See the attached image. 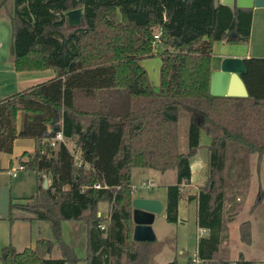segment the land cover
<instances>
[{"label": "trees", "instance_id": "16d2710c", "mask_svg": "<svg viewBox=\"0 0 264 264\" xmlns=\"http://www.w3.org/2000/svg\"><path fill=\"white\" fill-rule=\"evenodd\" d=\"M12 2V11L3 0L0 9L10 22L15 72L52 70L55 76L0 101V152L11 154L17 139L32 140L34 152L24 153L19 164L38 182L35 194L10 200L5 218L12 221L13 210L28 213L47 224L52 240L39 239L21 252L4 247L2 264H150L170 239L133 241L131 171H176L165 209L166 221L176 223L181 186L192 178L189 161L202 148L201 131L211 137L212 161L207 183L189 200L198 201V225L209 236L199 240L197 260L186 252L180 256L185 264H232L220 253L225 189L243 168L231 172L246 167L251 155L257 154L259 163L264 159V58L244 60L247 98L216 97L210 93L212 55L216 42L249 43L253 9L234 10L217 0ZM75 9H82V23L68 27L64 14ZM155 47L162 49L157 89L140 65L154 56ZM185 118L189 149L181 153L179 121ZM57 133L74 148L51 147ZM44 176L50 180L46 189ZM263 202L261 189L252 209ZM101 203L109 206L105 227ZM64 221L78 223L74 246L62 240ZM239 232L250 245L251 222H243ZM84 233L87 249L80 258L78 241ZM54 248L58 260L47 258ZM172 250L177 254L175 246ZM168 264H178L177 258ZM235 264L253 263L240 256Z\"/></svg>", "mask_w": 264, "mask_h": 264}, {"label": "rangeland", "instance_id": "374dc122", "mask_svg": "<svg viewBox=\"0 0 264 264\" xmlns=\"http://www.w3.org/2000/svg\"><path fill=\"white\" fill-rule=\"evenodd\" d=\"M227 1L232 2L233 0ZM1 2L2 0H0V3ZM3 2H5L7 11H12V0H3ZM232 3H234V1ZM4 14L5 10L2 11L0 9V65H3L4 69L11 68L10 70H12L10 54L11 27L8 17ZM222 46H224L223 43H217L215 52L219 51ZM241 46L248 48L255 57L264 58V8H254L250 41L247 45L241 44ZM159 49L160 50L156 52L155 47L154 56L146 58V60L144 59L145 61L143 60V65H149V70H145L149 80H159L158 70L160 69L159 66L161 65V61L158 54L162 50L160 47ZM27 87L30 86H24L23 89H27ZM17 124L19 128H21V117H19ZM211 144V137L205 131H201L200 146H202V148L199 149L197 155L192 157L191 161H189L191 162L192 169L191 182H189L188 185L185 184L181 186L182 197L178 203L177 222H167L165 210L162 211L160 215H156V219L152 225L157 238L160 240L162 237L167 236L170 239V244L166 243L163 251L159 255H156L150 264H168L173 261L174 257H177L178 264H185L186 259L171 250V246L176 244L179 254L182 250H185L189 257L194 258L197 255V237L200 233L197 226L198 201L189 200L191 196L187 197V195L196 194L198 188L205 185L208 179L212 161V155L208 146ZM67 147L70 150L74 148L70 142L67 143ZM188 149V119L185 118L179 121V150L181 153H187ZM241 168H243L241 177H233L234 179L230 181L229 186L225 189L227 202L225 204L224 216H228V219L236 218L240 222L250 221L254 229L253 243L251 245H246L240 241L241 238H238L239 242H227L224 246L225 248H223L222 251L220 250V253L227 259L232 260L238 256L237 252L240 250L245 255L246 260H250L253 264H264V202L262 206L263 209L262 207L252 209L256 203L259 191L261 189L264 191V159L259 163L258 155L253 154L250 156V160L246 164V167L240 165L239 168H235L231 174ZM16 177L15 186L17 185L18 187L19 197H29L35 194L38 183L35 175H28L27 172L18 171ZM176 182L177 173L174 170L165 173L151 169H133L131 171V183L134 189L133 196L159 197L162 199L165 206L168 187L175 185ZM229 205L231 206L228 208ZM64 228H66V226H64ZM201 237L206 238V236ZM40 238H45L43 239L45 241H48V239L52 240L47 224L42 221L16 222L12 227L0 223V264H2L1 259L3 258L1 251L4 247L11 245L17 252H21L27 248H34L36 240ZM63 238L66 243H71L72 241L70 234H68L66 230L65 233L63 232ZM234 238L237 239L236 236L232 237V239ZM77 256L82 258L83 254L78 252ZM47 258L58 260L60 259V255L54 248L53 252L47 256ZM79 264H86V262L82 261Z\"/></svg>", "mask_w": 264, "mask_h": 264}, {"label": "crops", "instance_id": "0c3cea01", "mask_svg": "<svg viewBox=\"0 0 264 264\" xmlns=\"http://www.w3.org/2000/svg\"><path fill=\"white\" fill-rule=\"evenodd\" d=\"M233 1H234V3H232ZM233 1L230 2L227 0H217V3L222 4V5H227L234 10L236 8H250V9H253V12H254L255 0H239V1L233 0ZM217 43H223L224 46H222V48L219 51L215 52V47H216ZM244 45H247V44H244ZM159 50H160L159 47H156V52H158ZM230 57L241 58L243 60H247L250 58H263V57H255L254 55L251 54V52L249 51L248 48L241 46V44L229 45L225 42H216L215 46H214V53L212 55V69H213V71L219 70L221 67L222 61L225 58H230ZM143 60L140 61V65L146 71H148L149 65H143ZM11 64H12V62H11ZM160 64H161V62H160ZM10 69L9 68L4 69L3 65H0V101L6 99V98H8V97H10L16 93L25 91L31 87H34V86H37L39 84L48 82V81L52 80L55 76L54 72L52 70L17 73L14 70L13 64H12V70H10ZM149 81H150L151 86L154 89L158 88L159 80L151 79ZM24 86H30V87H27V89H23ZM19 117L22 118V115L21 114L17 115V119H16L17 131H19L21 129V128H19V126L17 124ZM64 143L67 146V143H69V141L68 142L64 141ZM71 144L73 146V143H71ZM34 148H35V144L32 140L17 139L14 141L13 150H12L11 154H6V153L0 152V187H2V186L8 187L9 200H18V199H22V198H27L25 196L19 197L18 187H17V185L15 186V180L17 178L16 177L17 172L18 171L25 172V171L24 170H17L15 176H13L11 174V172L20 167L19 160H20L21 156L24 153L32 154L34 152ZM27 174L32 175L31 173H28V172H27ZM44 180L47 181V187H48L50 184V180L46 176L43 177V182H44ZM207 181H208V179H207ZM207 181H206V183H207ZM37 186H38V183H37ZM203 186H200V187H203ZM131 187H132V190L134 191L132 183H131ZM199 188H198V191L196 194H189V195H187V197L192 196V195L193 196L198 195ZM132 196H133V194H132ZM136 198L157 200L162 204L163 211L165 210L166 206L163 203L162 199L159 197H150V196L134 197L133 196V199H136ZM234 205H236V204H234ZM230 206L231 205H229L228 208ZM198 211H199V203H198ZM11 215L13 218L12 221L7 220L5 217L0 215V223L6 224V225L12 227V225L16 224V222L37 221L34 219V217L32 215L25 213V212H22V211H18V210H13ZM99 216H101L104 219V221L101 222V225L103 227H105L108 224V218H109V206L107 204H105V203L99 204ZM155 219H156V216L154 218V221H155ZM224 220H225L224 230L222 233L223 240H222V243L220 245L221 251L223 248H225L224 246H225V244H227V242H229V241H230V243L237 242V241L239 242V239H240L239 229H240V225L243 223V222L238 221V219H236V218L228 219V216L224 217ZM64 226H66V228H64ZM197 226H198V230L200 232L199 236L197 237V255L194 258L189 257V255H188V257L192 258V259H196V257L198 256V242H199L200 238H202L201 236H206V237L209 236V231L206 229L200 228L198 225V222H197ZM152 229H153V232L155 234V240L157 242L163 243L167 239H169L166 236V237H162L160 240H158L157 235L155 233V230L153 228V225H152ZM65 230L68 231V234H70V238L72 239L71 243H66L64 238H63V232L65 233ZM78 231H79V227H78V223H76V222L64 221L61 223L62 240L65 244H67L69 246H74L75 244H77L76 238H77ZM233 236H236L237 239L234 238L236 241L234 239H232ZM253 237H254V229H253V225H252V243H253ZM40 239H45V238H40ZM37 240H39V239H37ZM48 240H50V239H48ZM176 245H174V246L178 250V247ZM164 247H165V245L162 247V250L156 255H159L163 251ZM172 247L173 246H171V250H172ZM86 249H87V238H86V234L84 233L82 235V237L80 238V241H78L77 252H81V254H83V257H84ZM172 252H173V250H172ZM183 252H186V251L182 250L180 252V254L177 252V255H181ZM237 254H238V256H236V254H235L236 257L232 259L233 260L232 264H235L239 260L240 256H243L245 261L251 262L250 260H246L245 255L242 253V251L238 250ZM156 255L154 257H156ZM175 258H177V257H174V259Z\"/></svg>", "mask_w": 264, "mask_h": 264}, {"label": "water", "instance_id": "95a60500", "mask_svg": "<svg viewBox=\"0 0 264 264\" xmlns=\"http://www.w3.org/2000/svg\"><path fill=\"white\" fill-rule=\"evenodd\" d=\"M256 8H264V0H255ZM68 27H79L82 23V9H75L64 14ZM246 73L245 62L241 58H225L219 70L211 75L210 93L216 97L249 96L246 85L241 76ZM43 189L47 188V181L43 182ZM9 191L7 186L0 187V215L7 217L9 213ZM132 219L134 223L132 239L136 243H152L155 234L152 224L156 215L163 211L162 204L157 200L136 198L132 200Z\"/></svg>", "mask_w": 264, "mask_h": 264}, {"label": "built area", "instance_id": "2783aa9c", "mask_svg": "<svg viewBox=\"0 0 264 264\" xmlns=\"http://www.w3.org/2000/svg\"><path fill=\"white\" fill-rule=\"evenodd\" d=\"M160 35H161V30H157L156 33L154 34V37H153V38H154V43H153V44H154L155 46H156V45L158 44V42H159V37H160ZM59 143H64V139H63L61 133H57V134L54 136V138H52V139L50 140V146L53 147V148H55V147H57V145H58ZM74 155H75V160H76L77 164L80 165L79 154H78V153H75ZM17 170H23V167L20 166L18 169L13 170V171L11 172V174H12L13 176H15ZM94 188L98 189L99 186H98V185H95Z\"/></svg>", "mask_w": 264, "mask_h": 264}]
</instances>
